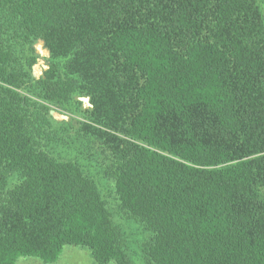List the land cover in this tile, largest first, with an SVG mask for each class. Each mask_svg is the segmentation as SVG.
<instances>
[{
    "label": "trees",
    "instance_id": "16d2710c",
    "mask_svg": "<svg viewBox=\"0 0 264 264\" xmlns=\"http://www.w3.org/2000/svg\"><path fill=\"white\" fill-rule=\"evenodd\" d=\"M80 95L146 264H264V0H0V264L67 244L132 264L97 181L51 148L50 110Z\"/></svg>",
    "mask_w": 264,
    "mask_h": 264
},
{
    "label": "rangeland",
    "instance_id": "374dc122",
    "mask_svg": "<svg viewBox=\"0 0 264 264\" xmlns=\"http://www.w3.org/2000/svg\"><path fill=\"white\" fill-rule=\"evenodd\" d=\"M35 47L39 53V57L33 66V72L39 77L48 69L47 58L51 56V53L42 40L38 41ZM92 106L82 101L81 105L71 109L52 108L54 112L50 113L55 119L59 121L68 120V122L56 124L59 132L54 136V143L51 148L54 152L67 158H74L85 166L88 174L97 181L103 195L108 201L114 223L118 226L120 234L126 240L132 264H146L143 244L149 238L151 231L120 207L114 189V180L110 173L107 172L109 164L106 154L101 151V147L97 143L87 138L85 130L76 120H88L85 115L81 114L80 108H90ZM15 264L46 263L38 257L21 256ZM49 264H96V262L87 247L67 244L64 246L59 258ZM106 264H115V262L112 261Z\"/></svg>",
    "mask_w": 264,
    "mask_h": 264
},
{
    "label": "water",
    "instance_id": "95a60500",
    "mask_svg": "<svg viewBox=\"0 0 264 264\" xmlns=\"http://www.w3.org/2000/svg\"><path fill=\"white\" fill-rule=\"evenodd\" d=\"M79 99H80L81 101H83V103H85V104H87V105H89V106H92V103H91V101H90V97H89V96H80ZM50 112L53 113L54 110L52 109ZM64 117L66 118L65 115H64Z\"/></svg>",
    "mask_w": 264,
    "mask_h": 264
}]
</instances>
